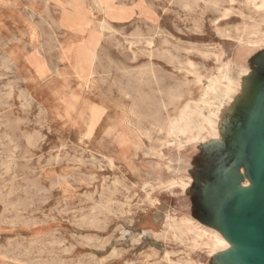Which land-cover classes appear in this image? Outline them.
Instances as JSON below:
<instances>
[{
  "label": "rangeland",
  "instance_id": "obj_1",
  "mask_svg": "<svg viewBox=\"0 0 264 264\" xmlns=\"http://www.w3.org/2000/svg\"><path fill=\"white\" fill-rule=\"evenodd\" d=\"M96 1L0 0V264L264 257V0Z\"/></svg>",
  "mask_w": 264,
  "mask_h": 264
},
{
  "label": "bare ground",
  "instance_id": "obj_2",
  "mask_svg": "<svg viewBox=\"0 0 264 264\" xmlns=\"http://www.w3.org/2000/svg\"><path fill=\"white\" fill-rule=\"evenodd\" d=\"M98 1V0H97ZM96 1V2H97ZM209 1V0H208ZM95 2V3H96ZM214 2V1H213ZM98 3V2H97ZM98 5V4H97ZM100 6V4L98 5V7ZM101 10V9H100ZM103 11V10H102ZM106 21V20H105ZM104 23V21H103ZM43 26V25H42ZM58 26V25H57ZM102 26V25H101ZM104 26H102L103 28ZM107 27V26H106ZM108 28V27H107ZM43 29V28H42ZM258 30V29H257ZM255 32V30H254ZM255 35V34H254ZM262 37V36H261ZM50 39V38H49ZM151 44V43H150ZM45 46V45H44ZM95 58V56H94ZM7 60V59H6ZM7 62V61H6ZM253 85H256L254 83L256 82H253ZM249 95H250V98H255L257 97V90L256 88L253 86V88H251L250 92H249ZM10 98V97H9ZM3 100V99H2ZM3 104V103H2ZM136 107V106H135ZM137 108V107H136ZM197 109V106L194 105V107H192L189 111H184V114L183 116L188 120H190V118L196 113L194 112L195 110ZM138 112V111H137ZM132 114L133 116L135 115V109L133 108L132 109ZM142 114V113H141ZM145 114V112L143 113ZM142 114V115H143ZM138 115V114H137ZM140 115V116H142ZM186 120V121H187ZM191 121V120H190ZM192 123V122H191ZM6 124V123H5ZM188 121L187 123H185L184 127H180V118L178 120H175L173 121L172 123L170 122V126L168 128V134L169 136L171 135L172 137H175V138H179L181 135L185 134L186 132V129L185 127L188 126ZM200 125V124H199ZM7 136V135H6ZM11 137V136H10ZM216 137V136H215ZM218 137V136H217ZM3 138V137H2ZM170 138V137H169ZM196 138V136L194 137ZM221 138V137H220ZM220 138L218 140H220ZM5 139V138H4ZM172 139V138H170ZM174 139V138H173ZM197 140H199V138L197 137L196 138ZM13 140V139H12ZM11 140V141H12ZM177 140V139H176ZM176 140H174L172 143H175L177 142ZM192 141V140H191ZM2 145V144H1ZM9 147V146H8ZM15 153V152H14ZM9 154V153H8ZM6 156V155H5ZM13 158V157H12ZM58 158V157H57ZM9 159V158H8ZM30 161V160H29ZM12 163V162H10ZM9 164V162H8ZM13 164V163H12ZM17 165V164H16ZM12 170V169H11ZM244 173H245V170H243ZM169 182V184L171 185H179V181L177 179H172V180H169V181H162L161 184L165 185ZM180 182H182L183 184H181V187H182V190L184 192H188V189L186 187V182L184 181V179H180ZM253 180L252 179H248L246 181V184L244 186L246 187H249L251 185H253ZM255 186V185H254ZM253 188V187H251ZM31 189V188H30ZM41 189V188H40ZM107 189V188H106ZM252 189H250L251 191ZM256 190V186L253 188V191ZM181 191V190H180ZM1 194V193H0ZM16 195V194H15ZM101 195V194H100ZM252 197V194L250 192L246 193V199L248 200L249 198ZM107 201V200H106ZM113 202V201H112ZM257 205V207L260 209L259 212L261 213V209L262 207H264V198H260L259 200L256 201L255 203ZM258 212V213H259ZM100 213V212H99ZM257 213V214H258ZM248 218H247V214L244 212L243 215H241L238 220L240 221H246ZM5 220V219H4ZM10 220V219H9ZM2 221V220H1ZM181 223H180V227H177V223H170L168 226H169V230H168V234H172L173 236H178V234H183V233H187V234H191V235H194L195 234V230H197V234H200V235H206L207 237H211L213 238L216 243H215V246H214V254H220L221 252L223 251H232L235 253V256L238 257L241 262L243 264H264V258L263 256L258 253L255 249H251L249 247V244L247 242V239H248V234L247 233H243L241 234L240 231L236 230L234 232V235H227L225 236V232H224V223L223 222H220L217 225L216 229H213L210 232L206 231L205 229L203 228H200L198 226V224H195L193 218H191L190 216H183L181 218ZM240 221V222H241ZM23 222V221H22ZM11 224V223H10ZM15 226V225H14ZM197 226V227H196ZM199 228V229H198ZM124 232V231H123ZM202 237V236H201ZM113 238V237H112ZM203 238V237H202ZM199 239V237H198ZM201 239V238H200ZM99 240V239H98ZM109 241V240H108ZM99 242V241H98ZM195 243V242H194ZM200 244V243H199ZM90 247V246H88ZM26 248V247H25ZM12 252V251H11ZM26 252V251H25ZM124 252V251H123ZM20 253V252H19ZM54 254V253H53ZM169 255V254H168ZM171 255V254H170ZM1 256V255H0ZM57 256V255H56ZM113 256V255H112ZM3 257V256H2ZM150 258V257H149ZM20 259V258H19ZM44 259V258H43ZM106 259V258H105ZM14 260V259H13ZM45 260V259H44ZM25 261V260H23ZM19 262V261H18ZM35 262V261H34ZM60 262V261H59ZM28 263V262H27ZM39 263V262H38ZM49 263V262H48ZM78 263V262H77ZM22 264V263H21ZM26 264V263H25ZM201 264H204V263H201ZM206 264V263H205Z\"/></svg>",
  "mask_w": 264,
  "mask_h": 264
},
{
  "label": "water",
  "instance_id": "obj_3",
  "mask_svg": "<svg viewBox=\"0 0 264 264\" xmlns=\"http://www.w3.org/2000/svg\"><path fill=\"white\" fill-rule=\"evenodd\" d=\"M264 258V257H263Z\"/></svg>",
  "mask_w": 264,
  "mask_h": 264
}]
</instances>
